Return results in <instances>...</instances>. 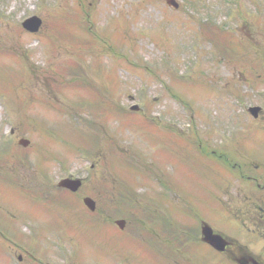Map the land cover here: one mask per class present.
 <instances>
[{
  "label": "rangeland",
  "instance_id": "374dc122",
  "mask_svg": "<svg viewBox=\"0 0 264 264\" xmlns=\"http://www.w3.org/2000/svg\"><path fill=\"white\" fill-rule=\"evenodd\" d=\"M176 1L178 8L167 0H0V231L8 238H0V264H36L18 255L37 243L44 264H154L149 259L163 254L183 256L179 248L190 253L187 244L173 246L171 236L172 251L161 246L160 256L142 247L158 232L149 228L165 221L152 220L161 181L179 186L171 198L181 209L191 204L189 193L202 196L192 222L206 207L213 220L231 179L235 191V164L257 159L243 147L254 137L264 142V0ZM32 15L42 19L35 34L21 25ZM80 44L91 50L80 54L83 61L82 50H73ZM20 62L25 72L17 78ZM15 70L12 87L6 81ZM66 75L90 82L96 101L69 92ZM134 102L143 107L132 111ZM255 104L262 106L258 118L248 111ZM256 125L260 131L251 130ZM21 138L30 146H20ZM200 145L209 166L188 159ZM110 159L134 196L105 203L106 211L84 224L54 226L55 208L80 214L85 191L112 189L102 180L113 175ZM69 174L87 179L75 205L56 188ZM179 215L182 223L191 219ZM221 216L231 219L225 207ZM132 235L135 259L128 263L116 254ZM205 253L201 264H212Z\"/></svg>",
  "mask_w": 264,
  "mask_h": 264
},
{
  "label": "flooded vegetation",
  "instance_id": "af4514ba",
  "mask_svg": "<svg viewBox=\"0 0 264 264\" xmlns=\"http://www.w3.org/2000/svg\"><path fill=\"white\" fill-rule=\"evenodd\" d=\"M237 166V202L233 195L225 208L231 219L214 228L224 237V247L217 250L198 238L217 264H264V156L249 157Z\"/></svg>",
  "mask_w": 264,
  "mask_h": 264
},
{
  "label": "water",
  "instance_id": "95a60500",
  "mask_svg": "<svg viewBox=\"0 0 264 264\" xmlns=\"http://www.w3.org/2000/svg\"><path fill=\"white\" fill-rule=\"evenodd\" d=\"M169 1H170V2H173V0H169ZM174 5H175V4H174ZM175 6H177V5H175ZM39 24H40V21H39V20H36V23H35L34 26H31V25L29 24V25H27V27H29L30 29H32V30L35 31V30L38 29ZM253 114H254L255 116H257V114H258V110H257V109L253 110ZM25 144H26V142H25ZM79 184H80V182H71V183L69 184V186H71L73 190H76L77 187L79 186ZM86 202H87V204L89 205V207H90L91 209H94V208H95V206H94V202H92V201L89 200V199H87ZM121 224L123 225V223H121Z\"/></svg>",
  "mask_w": 264,
  "mask_h": 264
}]
</instances>
